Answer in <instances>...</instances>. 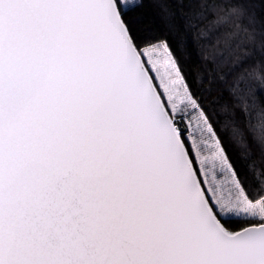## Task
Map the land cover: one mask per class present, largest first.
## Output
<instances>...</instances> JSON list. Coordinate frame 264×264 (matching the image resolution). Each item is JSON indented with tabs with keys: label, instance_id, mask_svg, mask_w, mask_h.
Returning <instances> with one entry per match:
<instances>
[{
	"label": "snow or ice",
	"instance_id": "obj_1",
	"mask_svg": "<svg viewBox=\"0 0 264 264\" xmlns=\"http://www.w3.org/2000/svg\"><path fill=\"white\" fill-rule=\"evenodd\" d=\"M0 264H264V0H0Z\"/></svg>",
	"mask_w": 264,
	"mask_h": 264
},
{
	"label": "rangeland",
	"instance_id": "obj_2",
	"mask_svg": "<svg viewBox=\"0 0 264 264\" xmlns=\"http://www.w3.org/2000/svg\"><path fill=\"white\" fill-rule=\"evenodd\" d=\"M224 195H227L228 193H227V189H226V187H225V190H224V193H223Z\"/></svg>",
	"mask_w": 264,
	"mask_h": 264
}]
</instances>
